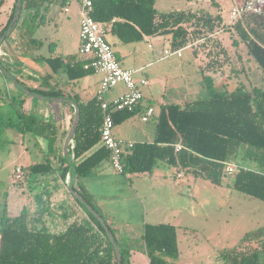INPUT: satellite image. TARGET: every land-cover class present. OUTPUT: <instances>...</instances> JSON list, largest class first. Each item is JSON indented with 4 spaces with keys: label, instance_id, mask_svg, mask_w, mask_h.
I'll use <instances>...</instances> for the list:
<instances>
[{
    "label": "trees",
    "instance_id": "obj_1",
    "mask_svg": "<svg viewBox=\"0 0 264 264\" xmlns=\"http://www.w3.org/2000/svg\"><path fill=\"white\" fill-rule=\"evenodd\" d=\"M4 1L0 0V7ZM16 1L6 25L0 29V36L13 18ZM93 2L92 15L95 20L107 24L108 32L123 43L138 42L145 37L168 36L173 50L190 46L203 50L208 59L202 67V73L210 96L187 101L184 105L162 104L155 118L154 141L135 142L134 146L127 150L122 159L124 173L150 174L157 163L162 161L186 172L190 171L195 176H202L213 184L222 185L229 176L225 171V163L234 161L240 147L246 145L249 152L247 155L251 156L261 169L240 166L234 175L233 188L264 201V87L254 85L252 89L247 90L243 86H236L232 90H218L213 78L205 75L209 71L222 70L230 59L227 58L217 33L224 29L231 31L235 45H244L264 78V13H247L233 25L227 26V21L221 13L212 14L204 9L161 12L155 6L156 0ZM46 3H58L63 7L65 0H23L19 21L0 46L2 64L11 72V66L16 63L8 48L10 38L13 37L17 38L14 48L19 50L20 56L44 63V67L51 74L64 72L70 81L94 74L93 70L84 68L85 60L79 53L67 57L35 56V52L43 47L44 42L34 37L35 27L25 29L29 15L22 19V14L26 10H34L31 17H40L39 22L34 25L39 27L46 18L45 14L40 13ZM53 46V42L49 44L50 49ZM2 74L8 78L3 72ZM15 77L27 86L20 76ZM42 84L48 85V81ZM29 88L44 95L66 96L61 89L55 87ZM1 94L0 90V96ZM70 97L79 103L81 112L80 123L69 147L80 175L96 168L105 159H110L111 153L101 144L100 127L104 112L97 95L86 101L76 94ZM8 98L16 115H13V110H9L7 116H0V124L6 121L22 131L29 128L36 135L47 139L48 153L55 152L58 138L56 127L27 114L23 100L15 96ZM150 102L154 104V101ZM71 108L72 125L75 111L72 105ZM138 110L114 111L115 124L132 117ZM177 143H182L185 148L176 150ZM99 144L100 147L84 157ZM62 160L66 162L64 156ZM27 170L32 174L43 175L51 173L53 167L50 158L46 157L45 160L29 166ZM69 172L70 166L66 162L61 175L67 177ZM75 189L104 217L115 235L114 227L93 203L87 190L78 185ZM44 191L34 196L36 213H42L48 206L50 197L45 198ZM78 203L86 210L92 222L73 223L62 234L37 229L35 219L31 218L26 208L14 217L9 216L5 210L0 218V264H118L115 248L103 225L80 201ZM143 239L150 264H179L180 249L175 225L146 223ZM119 246L123 264H132L130 249ZM219 257L223 264H264V226L247 231L237 245L222 252Z\"/></svg>",
    "mask_w": 264,
    "mask_h": 264
},
{
    "label": "rangeland",
    "instance_id": "obj_2",
    "mask_svg": "<svg viewBox=\"0 0 264 264\" xmlns=\"http://www.w3.org/2000/svg\"><path fill=\"white\" fill-rule=\"evenodd\" d=\"M208 1L209 2L205 3L203 7L205 8L204 10L207 9V11L214 13L220 12L224 16L230 11L233 3V0ZM215 1H217L218 4L215 3ZM158 8H160V5H158ZM174 8L197 9L199 7H196V5L193 4L188 5L181 1V3H176ZM33 13L34 10L24 11L22 19H25L27 15H29L25 22V29L35 27L34 37L44 42L43 47L35 52V56L67 57L68 55L78 53L81 42V17L76 8H72L70 13H66L64 12L62 5L58 3H46L40 11L41 14H45L46 18L44 23L39 27L34 25L39 22L40 17H31ZM226 37L228 38L227 34ZM106 38L111 44L118 41L110 32L106 34ZM10 40L11 43L8 48L16 62L13 64V67L11 66L10 68L11 73L14 76L21 77L20 70L24 71L26 68L24 69L23 66L26 64L27 70L32 71L34 76L39 77L37 74L38 71L36 72L33 70H39L40 73H43L41 68H43L44 63L42 64L41 62L34 61L32 58L20 56L19 50L16 51V48H14L17 38L13 39V37H11ZM149 41L153 43V48L149 47ZM52 42L54 43V46L50 49L49 44ZM135 45L138 50V56L135 60H138L140 64L147 66L149 62L156 60L152 66H149V64L146 67V70L150 73V80H154L150 87L152 86L154 91L158 94L157 100L164 97L165 92L169 95V101L182 104L187 101H194L210 96L202 70L199 66L200 62L194 53L195 48H184L182 51L183 57L177 55L164 57V49H172L168 36L145 38L136 42ZM236 46L237 49L234 56V64H231L226 72V76L232 79V82L230 83H232L233 87L243 86L247 90L252 89L254 85L264 87L263 73L258 68L255 60L251 57V63L249 61H246L245 63L243 60L244 46H242V48L239 47V45ZM161 55L162 60H157ZM238 56H240V59L242 60L241 63L239 62ZM20 59H23L25 63L21 62ZM23 74H25V72H23ZM215 74L216 73H214L213 76L216 78ZM29 76L32 77V75ZM90 76L92 77L93 82L91 87L84 93L85 99L90 98L95 92L101 74L94 73L89 75V77ZM27 77L28 75L24 78L27 79ZM32 80L37 81L40 84L43 82V79H36L35 77H32ZM9 83L12 82L9 78H6L0 70V90L2 91L0 96V116H7L6 114L9 110L14 111V106L8 98ZM28 84L33 83L30 82ZM43 86L47 88L52 87V85L46 84ZM123 90H125V88L123 84L120 83L110 91L112 94H116ZM19 92L28 96L20 90ZM106 98L107 100L110 99L108 96ZM41 103H50L47 105H53L56 107L54 108L53 119L56 120L60 117L61 109L58 107L63 105V102L43 101ZM13 115H16L15 111ZM148 124L154 125L156 124V120L151 119ZM36 142H40V144L43 145L46 141L43 137L36 135L34 131H31L29 128L22 131L17 126L9 125L6 121L0 124V218L5 210L9 216L19 214L24 206V204H22L23 200L24 203L29 201V195L26 197L23 195L24 189L22 188L21 183H14L12 181V176L16 165L29 164L42 160L40 157L41 152L37 149ZM26 147L29 148V152H25ZM245 147L246 146L240 147L236 157L238 160L241 158L240 156L244 154ZM25 154L27 158L24 157ZM250 162L252 165L261 168L257 162L252 160ZM166 169H170L172 175L178 170H183L182 168L178 169L165 162L159 161L155 166L153 173L158 174ZM149 175H151V173ZM133 177H142V175L133 174ZM136 179L138 178H135V186H138V180ZM233 180L234 175H229L225 183L222 185H216L202 176H194L190 171L186 172L185 177L179 180L180 185L178 188H180L181 198L185 200V205L188 207L189 212L186 215V222L190 224V227H188V230H182L180 232L179 244L182 252L178 259V263L220 264L222 263L219 257L221 253L231 249L241 241L245 235L243 230L264 225V201L248 196L233 188ZM139 181H142V183L145 184L144 186L146 189H154L155 187H158L157 184L154 185V180L146 179ZM55 182L52 183L53 186L58 185V183ZM137 189L143 197V200L148 202L142 189ZM59 210L66 213L68 212L65 208ZM146 212H148V206L145 208L143 203L136 204L134 202L131 211L124 215L126 216L124 217L126 218L125 222L129 223L127 229H129V232L132 229L130 234L131 236L134 235L132 240L135 245H138L140 242V238L137 234L139 230H142L143 218H146V216L150 218L149 213ZM105 217L107 218L106 215Z\"/></svg>",
    "mask_w": 264,
    "mask_h": 264
},
{
    "label": "crops",
    "instance_id": "obj_3",
    "mask_svg": "<svg viewBox=\"0 0 264 264\" xmlns=\"http://www.w3.org/2000/svg\"><path fill=\"white\" fill-rule=\"evenodd\" d=\"M181 1L187 3L188 5L193 4V5H196V7H199L197 9L187 8L191 10L205 9L203 8L205 3L209 2L208 0H160V3H159V0H156L155 6L161 12H170L172 10H182V9L174 8V5H176V3H181ZM238 1H241V0H233L232 6ZM14 3H15V0H5L4 3L1 5L0 7V29L6 25L9 19V16L12 12ZM215 3H217V1H215ZM158 5H160V8H158ZM73 8H76V7H73ZM210 13L218 14L220 12L218 13L210 12ZM228 13L229 11L226 13V16L223 15L226 21H228L229 19ZM226 34L228 35V38L226 37ZM218 35L222 41V45L224 49L226 50L225 54L227 55V58H230V59H228L226 64L222 67V70L211 71L209 72L210 74L206 73L205 75L211 76L213 78L215 87L218 90H226V89L232 90L235 86L233 87L232 83H230L232 82V79L226 76V72L229 66L231 64H234V56L236 54L237 46L233 43L234 39H233L231 31H223L219 33ZM145 38H150V37H145ZM117 40L118 41L114 42L112 46L121 64L126 68H137V69L142 68V70L139 71L135 75V77L138 81L142 77L147 78L148 84L142 87L143 93L145 96L143 105L138 108L139 110L132 117L124 120L123 122L119 124H115V128H114L115 135L121 140L130 141L133 143L153 142L155 139V134H156V124L150 125L148 124V122L151 119H155L157 117V115L160 112L161 105L166 104V103H177L180 105H184L186 102L182 104L179 102L169 101L168 100L169 95L167 94V92L164 93V97H161L159 100H157L158 94L154 91L152 86L150 87L152 81L154 80H150L151 79L149 78L150 73L146 70V67L149 64H150L149 66H152L156 60L149 62L147 66L144 64L143 65L140 64L138 60H135V58H137L138 56L137 54L138 50L135 45L136 42L126 44V43L119 41L118 38ZM150 43L152 44V47L150 46L149 47L153 48L154 47L153 43L149 41V44ZM242 46L244 45L242 43H239V47L242 48ZM194 53L200 62L199 66L202 70V67L208 61L206 54L201 49H194ZM161 57L162 55L157 60H162ZM181 57H183V55ZM250 58L251 56H249L246 50L244 49L243 50V60L245 61V63L246 61H249L251 63ZM238 59H239V62L241 63L242 60L240 59V56H238ZM20 60L21 62L25 63L23 59H20ZM23 67L24 69L25 68L26 69L24 71L20 70V73H21L20 78L23 82H25L27 86L32 87V88H36V87L43 88V89L50 88V87L47 88L43 86L42 83L40 84L37 81H33L32 77H35L36 79H43V82L48 81V85H52V87L61 89L67 97H70V95L76 94L80 96L82 100L86 101L90 99L91 97H93L94 95H96L100 87L101 77L98 80L99 84L95 92L92 94L90 98L85 99L84 93L86 92L88 88L91 87L92 82H93L91 76L89 77L88 75L86 77L80 78L77 81H70L64 72H60L59 74H51L43 66V68L41 67L40 68L42 69L44 74L40 73L39 70H33L36 72L38 71L37 74L39 75V77H41L39 78L38 76H34L32 71L27 70L26 64ZM23 72H25V74H23ZM214 73H216L215 74L216 78L213 76ZM27 75L28 77L27 79H25L24 77H26ZM29 75H32V77ZM228 78H230L231 80ZM30 82L33 84H28ZM123 86L125 90L118 92L116 94H112V92L109 91L107 96L110 97V99H114L118 97L120 94L126 91V87L124 84ZM8 87H9L8 97L15 96L17 99L23 100L24 101V111L27 114L34 115L40 119H43L44 121L52 123L54 127H56L57 137H58L57 142H56V150L53 153H48V141L45 137L43 138L46 142L43 145H41L40 142L35 143L37 144L36 145L37 149H39L41 152L40 157L42 159L37 162H41L45 160L46 157H49L51 161V165L53 167V170L51 173L43 174V175L29 173L27 168L37 162L16 165V167L17 166L23 167L24 175L21 180H17L15 177V171H14V174L12 176V179H13L12 181L14 183L16 182L21 183V186L24 189L23 195L25 197L29 195V201L24 203V200H23L22 204H24V206L20 213H22V211L26 208L29 211L31 218L35 219V227L37 229L48 231L53 234L64 233L67 230V228L73 223L92 222L86 210L78 203L77 199L74 197V195L69 190L70 172L67 177H63L61 175V173L63 172L65 168V163H66L65 161L62 160V156H64V144L68 136L69 130L71 128V119L73 116V109L71 108V105L63 102V105L58 107L59 109H61L60 117L55 120L53 119V116H54L53 112H54V108L56 107H54L53 105H47L50 103H47V104L41 103L43 101L47 102V100L34 99L35 97H32L30 95L25 96L19 92V89H17V87L13 83H9ZM150 100L154 101V104H152ZM147 105L154 106L156 113L150 120L144 121L142 120L141 116ZM143 122H146V123H143ZM101 144L89 150L85 154L84 157L93 153L98 147L101 146ZM243 146H246V145H242L241 147ZM28 150L29 148L26 147L25 152H29ZM247 152H248V147L246 146L244 154L240 156L241 158L239 160L238 158H236L232 162L237 164L239 167L244 166V167L252 168L255 170H260L261 169L260 167L251 164L250 162L251 160L254 162L256 161L253 160L251 156L247 155ZM26 154L24 155V157H26ZM179 173H183V175L178 176ZM141 175L142 177H133V174L131 173H126V174L120 173L113 167L110 159H105L96 168L82 172L80 175H78L77 181L75 184V186L78 185V187H84L87 190L89 196L91 197L93 203L100 209V211L102 212L104 216L105 215L107 216L108 223L112 225V227H114L115 229V237L117 239L118 244L124 248L130 249V260L132 264H150V259L146 253V248H145L144 239H143L144 225L146 223H152V224L170 223V224L175 225L177 228L178 243H180V232L182 230L183 231L188 230V227H190V224L186 222V217H187L186 215L189 212L188 207L187 205H185V200L181 198L180 188H178V186L180 185L179 180L185 177L186 171L178 170L175 174L172 175L171 170L166 169L165 171L158 173V174H154L152 172L151 175L149 174H141ZM135 178H138L136 180H138L139 187L135 186ZM140 178H145V179H140ZM146 179L154 180V185L157 184L158 187H155L154 189L152 188L146 189L144 186L145 184H143L142 181H139V180H146ZM55 181L58 183V185L53 186L52 183H54ZM137 188L142 189L144 196L146 197V199H148V202H145L143 200V197L140 195V192L138 191ZM45 189H48V191H44ZM41 191H44L45 198L47 197H50V198H48L49 199L47 203L48 206L43 210V212L36 213L34 196L36 193L41 192ZM134 202L136 204L143 203L145 205V208L146 206H148V212L146 213H149V217H150L148 218V216H146V218H143L142 220V230L141 231L139 230L137 234L138 237L140 238V242L138 245H135L133 243L132 237H134V235L131 236L130 234L132 229L129 232V229H127L128 228L127 226L129 223H126L125 222L126 218H124L126 217L124 215H126V213H129L131 211L132 206H134ZM62 208H65L66 211L68 212L66 213V212L59 210ZM19 214H15V215L13 214L10 216L14 217ZM261 226H264V225H261ZM258 227L260 226L253 227L251 229H245L243 230V233H246L247 231H250ZM134 234H135V229H134ZM179 249H180V256H181L182 251L180 248V244H179ZM220 264H223V263H220Z\"/></svg>",
    "mask_w": 264,
    "mask_h": 264
},
{
    "label": "built area",
    "instance_id": "obj_4",
    "mask_svg": "<svg viewBox=\"0 0 264 264\" xmlns=\"http://www.w3.org/2000/svg\"><path fill=\"white\" fill-rule=\"evenodd\" d=\"M76 7L81 17L80 46L78 53L85 60V69L93 70L101 74L100 87L97 92V99L101 103L104 112L101 131V143L110 150V161L113 167L120 173H124L122 163L123 155L128 149L134 146L133 142L119 139L114 132L115 121L113 112L117 110L134 111L143 105L145 96L142 87L148 84V79L142 77L139 81L135 75L142 68H126L118 59L112 44L107 40V24L101 23L93 17V0H65L63 10L70 13ZM247 13H264V0H241L236 2L230 9L227 26L233 25L238 19ZM221 29L217 33L223 32ZM152 47V44H149ZM190 47V46H187ZM186 48V47H184ZM184 48L177 50L165 49L164 57L177 55L181 57ZM123 83L126 91L114 99L107 100L108 92ZM156 113L154 106L147 105L142 113V120H150ZM176 150H182L185 146L177 143ZM225 171L228 175H234L239 166L233 162H226ZM24 175L22 166L15 169V177L21 180ZM179 173L178 176H182Z\"/></svg>",
    "mask_w": 264,
    "mask_h": 264
},
{
    "label": "water",
    "instance_id": "obj_5",
    "mask_svg": "<svg viewBox=\"0 0 264 264\" xmlns=\"http://www.w3.org/2000/svg\"><path fill=\"white\" fill-rule=\"evenodd\" d=\"M22 6H23V0H17L16 1V7H15V12L13 15V18L10 22V24L8 25L7 29L4 31V33L0 36V46L3 44V42L5 41V39L12 33V31L14 30V28L16 27L20 15H21V11H22ZM0 70L10 79V81L19 89H21L25 94L30 95L32 97L38 98V99H42V100H47V101H60V102H65L68 103L70 105H72L74 107L75 110V118L74 121L71 125V128L69 130L68 136L66 138L65 144H64V157L66 159V162L69 164L70 166V182H69V190L71 191V193L74 195V197L80 201V203L82 205H84L103 225L109 240L111 241L112 245L115 248L116 251V255H117V262L118 264H123V259H122V254H121V250H120V246L117 242V239L115 237V235L113 234V232L111 231L110 227L108 226L106 220L104 219V217L81 195L79 194L76 189H75V184L77 181V177H78V171H77V167L76 164L74 163L71 154H70V145L72 144L73 140H74V135L75 132L77 130V127L80 123V119H81V112H80V106L79 103L71 98V97H67V96H49V95H44L42 93L36 92L31 90L29 87L23 85L18 79L17 77H15L0 61Z\"/></svg>",
    "mask_w": 264,
    "mask_h": 264
}]
</instances>
